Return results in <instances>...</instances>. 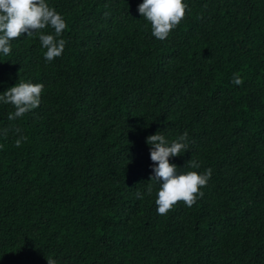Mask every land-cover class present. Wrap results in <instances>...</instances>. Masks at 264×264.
I'll return each instance as SVG.
<instances>
[{
	"label": "trees",
	"instance_id": "16d2710c",
	"mask_svg": "<svg viewBox=\"0 0 264 264\" xmlns=\"http://www.w3.org/2000/svg\"><path fill=\"white\" fill-rule=\"evenodd\" d=\"M183 2L161 41L143 0H46L67 25L62 55L47 62L27 34L0 53V95L44 85L14 121L0 103V264H264V0ZM185 131L169 162L212 176L159 215L146 139Z\"/></svg>",
	"mask_w": 264,
	"mask_h": 264
},
{
	"label": "clouds",
	"instance_id": "9594fccd",
	"mask_svg": "<svg viewBox=\"0 0 264 264\" xmlns=\"http://www.w3.org/2000/svg\"><path fill=\"white\" fill-rule=\"evenodd\" d=\"M187 5L183 0H143L138 6V12L151 23L152 35L158 40L168 38L170 32L184 19ZM54 29V34H44L46 27ZM67 25L63 17L51 8L46 0H0V53L5 56L12 51L11 41L27 34L28 38L38 36L45 52V60L51 62L60 57L64 52L66 41L58 39ZM232 83L241 85L243 80L240 74L233 76ZM43 84L19 83L0 95V103L11 104L15 111L9 113L8 119L14 121L23 117L28 112L36 109L41 103ZM14 131L19 134L20 128ZM8 129L4 130L5 136ZM27 137L20 135L15 141V146L20 147ZM146 143L150 146V159L155 165L150 182L159 183L157 192V212L166 215L178 202H183L187 207H192L198 198H202L201 191L212 176V169H207L203 174L195 171L179 173L175 164L169 162L170 157L181 156L189 150L188 132L174 140H167L164 135L157 132L147 137ZM187 167L199 168L195 160H189ZM152 193V184L149 183L148 194ZM137 198L142 199L137 193ZM47 264H57L51 257Z\"/></svg>",
	"mask_w": 264,
	"mask_h": 264
}]
</instances>
